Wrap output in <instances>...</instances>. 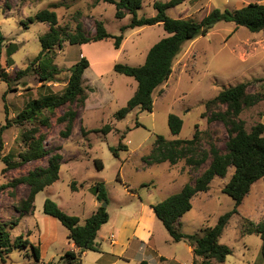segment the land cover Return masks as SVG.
<instances>
[{"label":"rangeland","instance_id":"rangeland-1","mask_svg":"<svg viewBox=\"0 0 264 264\" xmlns=\"http://www.w3.org/2000/svg\"><path fill=\"white\" fill-rule=\"evenodd\" d=\"M155 1L168 0H143L139 16L155 15ZM253 1L264 2L185 0L168 9V13L174 17L199 21L216 7L237 9ZM44 8L57 12L58 27L63 35L76 33L81 24L83 32L91 36L96 32L97 21H103L110 33L118 35L121 33V26L128 24L132 17L127 14L119 19L113 3L98 0H0V33L4 36L0 66L12 79L9 89L8 84L0 77V125L6 122L5 105L8 116L14 118L30 99L62 93L71 75L70 66L82 56H87L91 63L84 73L89 97L83 107L76 103L70 106L78 111L70 137L62 136L61 130L65 129L66 123L59 119L67 106L57 108L54 114L44 109V116L50 118L49 126L40 124L39 120L26 121L23 124H13L3 133V153H9L14 160H19L20 154L27 149L23 134L38 125L46 136V149L50 153H61L63 160L60 178L40 191L35 200L34 212L21 217L19 224L11 228L13 237L23 235L24 238L35 241L41 252V260H36L31 247L15 248L6 256V262L0 264H49L58 261L65 254L69 247V230L60 220L44 212V202L48 197L59 206H66L67 209L63 210L67 213L78 214L83 224L90 217L96 202L92 185L97 181H104L112 225L121 218L120 213L123 211L137 214L141 210L142 199L145 202H159L180 191L186 183H193L209 166L212 157L201 166L189 165L186 159H181L176 164H150L144 157L151 153L156 135L162 134L168 139L192 138L198 125L199 149L210 150L214 144L220 151H224L230 131L221 120L209 121L208 117L213 111L225 110L226 106L213 104L208 107L207 101L226 87L264 78V30L253 32L245 26L237 28L234 22L221 21L206 35L184 44L174 60L170 78L154 92L153 111L136 108L125 118L117 119L116 112L134 94L137 81L132 76L116 72L113 66L116 62L143 64L151 46L168 34L163 24L128 28L119 49L114 47V40L111 38L85 44H70L68 40H64L62 46H56L46 54L52 66L56 65L59 69L54 80L48 82L41 79V70L35 58L42 49L40 37L49 31L50 24L28 20ZM10 43H16L17 50L8 63L7 47ZM24 69H27L26 73L17 77V72ZM249 90L264 94V80L254 82ZM5 93L6 97L3 99ZM170 113H176L184 120L178 135L171 133ZM240 118L245 121L248 130L259 122L264 123V100L245 108ZM107 123L113 126L109 133L98 131ZM82 125L91 132L83 135ZM120 141L127 145V149L116 148ZM113 148L117 149L118 156L114 154ZM48 157L49 155L27 162L7 172H3L6 164L0 159V185L35 167L46 166ZM97 159L103 162L102 169L97 167ZM233 172L234 167H230L225 177L216 176L212 180L208 191L199 192L193 197V208L183 216V232L202 235L206 227L214 226L222 214L233 209L234 199L223 192V187ZM12 190L9 187L0 191V216L7 221L19 215L18 201L28 194L29 185L20 183L14 188V192ZM263 218L264 177L253 184L221 236V242L233 249V253L228 255L223 264H264L261 236L244 231L247 219L258 223ZM142 221L152 230L157 248L167 256V259L161 260L158 253L149 252V261L154 264L191 262L193 255L188 244L174 241L162 221H155L148 211L143 215ZM107 227L103 229L104 237L109 234ZM29 230L31 235H28ZM99 254L97 251H89L87 264H91ZM126 254L133 258L128 264H137L135 259L141 251L132 243Z\"/></svg>","mask_w":264,"mask_h":264},{"label":"trees","instance_id":"trees-1","mask_svg":"<svg viewBox=\"0 0 264 264\" xmlns=\"http://www.w3.org/2000/svg\"><path fill=\"white\" fill-rule=\"evenodd\" d=\"M98 1L113 3L116 6V17L119 19L124 18L127 14L132 15L131 21L121 26L120 34L110 33L103 21H97L96 32L91 36L83 32L81 24L78 26L76 33L63 35L58 27V14L50 8L39 10L28 20L50 24L49 31L40 37L42 49L35 58L41 70V79L48 82L54 80L59 69L56 65L52 66L51 60L46 54L56 46H62L64 40H68L70 44H85L111 38L114 40V47L119 49L124 39V32L128 28L157 23L163 24L168 34L151 46L143 64L131 65L116 62L113 66L116 72L132 76L137 81L134 94L128 99L126 105L116 112L117 119L125 118L136 108L143 111H153L154 92L170 78L173 72L174 60L181 52L184 44L198 36L206 35L218 22H234L237 28L245 26L253 32L264 30V2H249L237 9L216 7L198 21L192 18L174 17L168 13V9L183 3L185 0L155 1L154 7L157 13L148 17L139 16L138 11L143 6V0ZM3 39L4 36L0 33V53L2 52ZM16 50V43H10L7 47L8 63L12 60V54ZM90 65L87 56H82L70 66L71 75L62 93L30 99L14 118L8 116L7 105H5L7 118L6 122L0 125V159L6 164L3 172L21 167L27 162L47 155L49 157L46 166L35 167L26 174L0 185V191L9 187L14 190L20 183L29 185L28 195L18 201L17 210L19 215L11 221L3 220L0 216V263L6 262V256L15 248L28 249L31 247L36 260H41L39 247L32 243L29 238H24L23 235L13 237L11 228L19 224L21 217L34 212L37 194L60 178L63 160L61 153H50L46 149V136L41 132L38 125L23 134L27 149L20 154L19 160H14L9 153H3L5 146L3 133L13 124H23L26 121L35 122L39 120L40 124L49 126L51 125L50 118L44 116V109L54 114L57 108L67 106V110L59 119L61 122L66 123L65 129L61 130L62 136L65 138L70 137L78 116V111L70 106L76 103L77 106L83 107L89 97V89L85 86L84 73ZM27 69L19 70L17 77L24 75ZM0 77L8 84L10 89L12 79L2 71L1 66ZM262 80L264 78H255L231 85L222 89L215 97L207 101L208 107L213 104L226 106L225 110L213 111L208 117L209 121L221 120L230 131L224 151H220L214 144H212L210 150L199 149L200 138L197 125L192 138L168 139L162 134H157L151 153L144 157L150 164L166 161L176 164L179 160L186 159L187 164L192 166H201L208 161L210 156L212 157L209 166L193 183L188 182L180 191L151 204L157 217L163 222L173 240L176 242L184 240L193 246L195 259L192 264L225 263L228 255L233 253V249L228 244L221 242V236L231 217L238 212L239 206L250 193L253 184L264 177V123L259 122L251 130H248L245 121L240 118V114L245 108L264 100L263 93L250 92L249 90L254 82ZM5 97L6 93L3 95V99ZM183 124L184 120L180 115L170 113L169 126L172 134L178 135L183 128ZM112 129L113 126L107 123L98 131L107 134ZM81 131L83 135L91 132L83 125ZM116 148L127 149V145L120 141ZM116 148H113V152L118 156ZM96 164L99 169L103 168V162L100 159L96 160ZM230 167H234V172L223 187V192L234 199L233 209L222 214L214 226L206 227L202 235L183 232L181 230V217L193 208V197L199 192L208 191L211 188L212 180L216 176L225 177ZM127 187L130 186L127 185ZM91 189L99 202V207L86 219L84 224L80 223L79 216L67 213L55 200L50 197L46 198L44 212L56 217L68 228V238L73 240L79 248L77 251H66L58 261H52L49 264H83V253L85 251L99 250V243L96 241L98 231L110 219L107 206H103L102 203L109 202V197L104 181H97ZM13 190L12 192H14ZM129 190L133 192L131 187ZM244 231L248 234L256 233L261 236L264 256V218L258 223L247 219V226ZM198 257H201V259L199 260ZM141 264L149 263L144 260Z\"/></svg>","mask_w":264,"mask_h":264},{"label":"crops","instance_id":"crops-1","mask_svg":"<svg viewBox=\"0 0 264 264\" xmlns=\"http://www.w3.org/2000/svg\"><path fill=\"white\" fill-rule=\"evenodd\" d=\"M166 162H168V161H166ZM26 196H24V197H26ZM140 203L142 205L140 207L141 210L138 211L137 214L136 213L132 214L128 210L123 211L122 213H120L121 218H119L118 221L112 225H110V224H111L113 219H112L111 214L109 213L110 214L109 221L102 225L101 229L98 231L97 238H96V241L99 242V244H100L99 250L97 251L100 254L93 259L91 264H128V263H130L131 262L130 259H133V258H131V256H127L128 254H126V252L129 250L130 245L132 243H134L135 246L139 249V251H141V254H139L137 256V259H135L137 264H141L142 261H144V260L147 261L149 264H154L153 262L149 261V259L147 258L148 255H150L148 253L149 252L151 253L154 251L156 253H158V256L160 257L161 260L167 259V256L164 255L165 253L160 252V250L157 248V246L155 244V239L153 238L154 235L152 234V230L148 229L145 226V223L142 221L143 215L145 213H147V211L149 212V216L151 218H153L155 221L159 219L157 217L155 211L151 207V204L156 203V202H152L150 200L145 202L144 199H142L140 201ZM60 207L62 209H65V210L67 209L66 206H64L63 204ZM98 207H99V202L96 199V202L94 205V210H92L91 215L97 210ZM29 214H31V213H29ZM77 216H78V214H77ZM52 217H54V216H52ZM54 218H56V217H54ZM160 222H161V220H160ZM80 223H81V218H80ZM182 223H183V217H181V224ZM105 226L109 227V229L107 227L108 232H109L107 237H104V235H103V229ZM28 235H31V230L28 231ZM37 237H38V234H37ZM67 237H68V235H67ZM98 238H99V240H98ZM68 240H69L68 241L69 247L67 248V251L68 250L77 251L79 248L74 243V241L69 239V238H68ZM104 240H105V242H104ZM30 241L32 243L35 242V241L33 242V240H31V239H30ZM182 241H184V240H182ZM184 242H186L188 244L190 252L193 255L191 262L187 263V264H192V262L195 259V254L193 252V246L191 244H189V242H187V241H184ZM149 248H151L152 250H149ZM89 251H91V250H87L83 253V264H87L86 257L88 256ZM107 254H110V256H112V257H107L108 256ZM126 259H128V260H126Z\"/></svg>","mask_w":264,"mask_h":264},{"label":"water","instance_id":"water-1","mask_svg":"<svg viewBox=\"0 0 264 264\" xmlns=\"http://www.w3.org/2000/svg\"><path fill=\"white\" fill-rule=\"evenodd\" d=\"M107 204H108V202L105 201V202L103 203V206H107Z\"/></svg>","mask_w":264,"mask_h":264}]
</instances>
